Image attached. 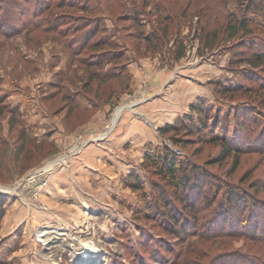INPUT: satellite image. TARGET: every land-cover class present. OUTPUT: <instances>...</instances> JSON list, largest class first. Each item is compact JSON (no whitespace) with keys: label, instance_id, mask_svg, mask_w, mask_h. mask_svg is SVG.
<instances>
[{"label":"rangeland","instance_id":"374dc122","mask_svg":"<svg viewBox=\"0 0 264 264\" xmlns=\"http://www.w3.org/2000/svg\"><path fill=\"white\" fill-rule=\"evenodd\" d=\"M258 3L264 0H0V251L8 249L0 264H235L238 252L264 251L216 231L212 214L213 196L223 193L264 200V64L247 61L264 54ZM242 19L252 35L230 39L226 26ZM196 100L227 124L231 146L254 148L220 160V144L206 137L181 133L185 143L174 145L172 133L157 132L165 125L159 109L181 116ZM233 115L245 119L238 122L245 132ZM121 135L124 143H113ZM95 136L81 154L91 147L95 157L105 145L113 159L97 156L56 190L27 180ZM147 146L166 147L194 171L209 201L197 209V231L169 235L160 219L137 209L142 192L155 199L152 185L166 190L145 163Z\"/></svg>","mask_w":264,"mask_h":264},{"label":"trees","instance_id":"16d2710c","mask_svg":"<svg viewBox=\"0 0 264 264\" xmlns=\"http://www.w3.org/2000/svg\"><path fill=\"white\" fill-rule=\"evenodd\" d=\"M253 10L254 13L264 12V3L260 6L258 3L253 7ZM226 29L228 30L227 33L230 39H234L235 36L240 37V33L247 36H251L253 33L244 19L239 20L237 24H228ZM146 40L149 41V39ZM247 61L253 64V66L258 67L264 64V54L253 52L247 58ZM200 102L196 100L190 103L187 113H183L177 117L173 123L160 127L157 132L160 135L172 133L171 140L174 145L185 143L183 138L177 137L181 133L187 137L194 136L199 140H204V137H206L212 143L220 144V160L234 156L237 154L235 152L242 151L243 149L254 148L253 144L240 147L231 146L229 140L226 139L227 128L225 127L227 124L214 118V116L207 112L206 105ZM248 118L250 119L251 117L248 116ZM232 119L235 123L245 121V119H237L235 115L232 116ZM239 123L235 127L243 132V124ZM254 123L257 122L254 121ZM218 133L221 134L219 135ZM240 137L246 138L244 135ZM144 159L153 173L158 176V179L165 183L166 190L152 185L153 189L150 193L155 198L152 202L142 192L144 195H142L141 201L144 204L137 208L139 212L156 221L160 219L162 225H167L166 233L175 237L181 236L187 227H190L193 231H197L200 225L195 219L197 217V209L202 203H208L209 201L206 199L207 195L203 194L202 186L197 183L196 176L192 175L194 171L181 164L176 155L166 147L154 148L147 146ZM133 179L137 178L133 177ZM137 181L129 180L134 189H139ZM213 197L214 200L212 201H215L216 204L212 209V214L215 215V218L219 215V218L215 219L217 222L214 229H217L216 231L220 230L221 233L222 230L229 231L230 236L241 235L245 240L258 244L263 249L264 200L252 193L235 194L229 192L228 194L223 193L218 197L219 199L217 196ZM4 202V198L0 195V219L4 215ZM0 252L2 253L1 255H4L8 252V249ZM234 259H236L235 264H264V251L259 250L258 253L238 252ZM221 264L224 263L221 262Z\"/></svg>","mask_w":264,"mask_h":264},{"label":"crops","instance_id":"0c3cea01","mask_svg":"<svg viewBox=\"0 0 264 264\" xmlns=\"http://www.w3.org/2000/svg\"><path fill=\"white\" fill-rule=\"evenodd\" d=\"M150 110L154 111L153 109H150ZM155 110H158V109H155ZM168 110H169L168 108L163 109V110H160V109L158 110V112L160 111L159 115H162L161 117H163L162 118V124L163 125L173 123V120L180 115L178 113L179 110H175V112H171V113H170L171 110H169V111ZM125 137H126L125 135H121L113 143L120 141V143L123 144L124 143L123 141L126 139ZM97 149H99L98 151L100 154L99 153L96 154L95 157H93V155H91V153L94 151V149H92L91 147H88L85 149V151L81 155H79L75 159H72L70 161V165L68 166V168L62 170L58 174L56 173L55 175H53L51 177L50 188H52V190L59 189V186L62 185V183H64L65 185L66 184L71 185V182H72L71 179L72 178H70L69 174L72 175V174H76V173H81V171H86L89 167L96 165V163H97L96 157L97 156H99L101 159H103V157H105L107 155L111 159H113V157L110 153L112 149H110V151H109L105 147V145H102L100 148H97ZM110 158H107V159L111 160ZM49 192L50 191H48V193ZM52 194H54V191ZM52 194H48V197L50 198L52 196Z\"/></svg>","mask_w":264,"mask_h":264},{"label":"built area","instance_id":"2783aa9c","mask_svg":"<svg viewBox=\"0 0 264 264\" xmlns=\"http://www.w3.org/2000/svg\"><path fill=\"white\" fill-rule=\"evenodd\" d=\"M146 124L149 127H153V129H156L155 126H152V123L146 121ZM112 128H113L112 126L107 127L108 132H110ZM108 132H103V134L99 135L101 136L99 137V139L102 140ZM95 141H97L96 136L92 138H87L84 140H82L81 138L77 142V144L73 145V147H71L70 149L64 150L60 155L46 162L44 165L40 166L38 169L32 171V173L28 175L27 180H29L32 184H35V188L37 190H45L50 185L51 177L54 174H56L58 171L68 168L70 161L78 157L86 145H89ZM12 191H14V189Z\"/></svg>","mask_w":264,"mask_h":264}]
</instances>
